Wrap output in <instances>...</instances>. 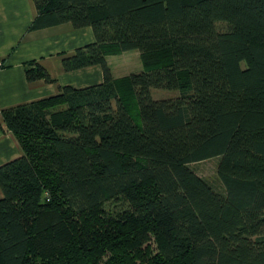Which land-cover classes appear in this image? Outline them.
<instances>
[{
  "label": "trees",
  "instance_id": "1",
  "mask_svg": "<svg viewBox=\"0 0 264 264\" xmlns=\"http://www.w3.org/2000/svg\"><path fill=\"white\" fill-rule=\"evenodd\" d=\"M34 1L32 28H93L64 68L104 78L3 111L23 155L0 167V264H264V0ZM131 50L144 69L115 77ZM213 158L222 191L191 168Z\"/></svg>",
  "mask_w": 264,
  "mask_h": 264
},
{
  "label": "crops",
  "instance_id": "2",
  "mask_svg": "<svg viewBox=\"0 0 264 264\" xmlns=\"http://www.w3.org/2000/svg\"><path fill=\"white\" fill-rule=\"evenodd\" d=\"M37 17L34 0H0V61L4 63L0 70V167L23 155L17 137L6 127L4 110L56 96L64 86L81 89L104 78L100 66L74 71L64 68V59L96 41L91 26L76 28L62 23L32 28ZM107 58L110 63L112 58ZM30 63L46 70L51 80L31 79Z\"/></svg>",
  "mask_w": 264,
  "mask_h": 264
},
{
  "label": "rangeland",
  "instance_id": "3",
  "mask_svg": "<svg viewBox=\"0 0 264 264\" xmlns=\"http://www.w3.org/2000/svg\"><path fill=\"white\" fill-rule=\"evenodd\" d=\"M221 28L223 30L225 29L223 25ZM109 56L112 58L110 63L113 69L114 76L117 78H122L131 73L140 72L144 69L142 53L139 50H131L114 56L111 55ZM178 94L179 92L177 91H169V90H161V89H154L153 91V96L155 99L173 98L176 97ZM65 110H67V106L64 104H61L55 107L54 109H52V111L57 112V114L62 113ZM218 163H219L218 159L213 158L211 160L198 162L196 164H191V168H193L200 176L204 177L209 182H211V184H213V186L217 190L222 191L223 185L217 174ZM110 205L111 203H109L107 207ZM150 245H151L149 248L150 252L152 251L154 253L158 252L159 250L158 243L155 240H152ZM103 259L106 260L107 257H103Z\"/></svg>",
  "mask_w": 264,
  "mask_h": 264
},
{
  "label": "built area",
  "instance_id": "4",
  "mask_svg": "<svg viewBox=\"0 0 264 264\" xmlns=\"http://www.w3.org/2000/svg\"><path fill=\"white\" fill-rule=\"evenodd\" d=\"M4 67V63L0 61V70Z\"/></svg>",
  "mask_w": 264,
  "mask_h": 264
}]
</instances>
